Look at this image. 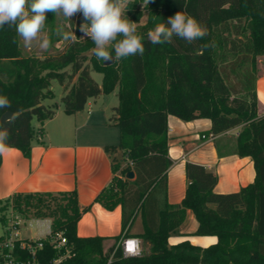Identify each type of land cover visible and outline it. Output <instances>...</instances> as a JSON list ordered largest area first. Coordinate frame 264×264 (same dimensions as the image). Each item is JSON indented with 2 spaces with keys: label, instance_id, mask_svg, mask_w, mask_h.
Returning a JSON list of instances; mask_svg holds the SVG:
<instances>
[{
  "label": "trees",
  "instance_id": "16d2710c",
  "mask_svg": "<svg viewBox=\"0 0 264 264\" xmlns=\"http://www.w3.org/2000/svg\"><path fill=\"white\" fill-rule=\"evenodd\" d=\"M139 2L145 0H130L129 13ZM145 7L149 20L138 31L144 37V54L109 65L101 60L89 65L87 52L95 46L91 39L77 38L64 51L52 52L62 39L55 35V13H47L51 46L43 56L26 54L14 27L0 28V96L11 104L0 108V118L7 111L14 113L8 121L7 144L27 158L37 134L32 121L43 123L57 113V107L44 103L53 96V80L63 86L67 114L83 110L90 98L110 94L118 86L119 104L110 120L119 128V142L107 145L106 151L120 149L122 156L113 160L111 184L95 199L108 210L122 206V233L115 243L105 251V237L78 235V222L91 205L79 203L76 189L15 193L0 203L10 202L20 216L33 211L37 217H50L52 230L63 231L72 247V264H108L111 257L110 264H264V113H259L256 87L259 58L264 56V0H150ZM178 11L197 19L207 35L192 43L176 36L170 43H151L149 30ZM84 22L78 13L77 36ZM212 41L215 47H204ZM110 51L115 56L114 49ZM93 70L103 74L102 83L93 78ZM169 115L184 121L208 118L213 135L241 127L234 153L253 159L254 182L235 192L218 193L219 175L189 161L185 196L181 203L170 204ZM130 171L133 178L127 177ZM188 210L198 222L193 234L216 236V243L205 247L189 240L169 243ZM139 211L145 227L136 235L141 253L124 256L118 243L133 236L130 228ZM0 219L9 217L2 214ZM46 246L50 255L56 254Z\"/></svg>",
  "mask_w": 264,
  "mask_h": 264
},
{
  "label": "crops",
  "instance_id": "0c3cea01",
  "mask_svg": "<svg viewBox=\"0 0 264 264\" xmlns=\"http://www.w3.org/2000/svg\"><path fill=\"white\" fill-rule=\"evenodd\" d=\"M258 65L256 87L259 113L263 114L264 56L260 57ZM110 94L90 98L83 110L73 114L65 113L64 107L58 105L53 118L43 123L37 120L31 157L27 158L21 150L11 147V151L2 154L0 164V202L15 193L76 189L79 203L82 206L91 205L78 222V235L105 237V251L122 233L123 215L121 205L108 210L95 201L102 190L111 184L115 176L113 160L118 158L117 150L106 151L107 145H117L119 142L114 140L116 125L110 120L113 108L118 104L103 98ZM168 126L169 154L173 160L168 170L167 199L170 204L181 203L185 196L188 185L186 164L189 161L202 164L219 175L215 186L218 193L235 192L254 182L256 169L253 159L227 151L241 127L213 135L208 118L184 121L175 115L168 116ZM12 213H15L14 210ZM197 227L194 213L188 210L184 224L170 236L169 243L189 240L205 247L217 242L216 236L193 234ZM144 229L143 215L139 211L131 225L130 233L133 236L130 237L139 238L136 235L144 232Z\"/></svg>",
  "mask_w": 264,
  "mask_h": 264
},
{
  "label": "clouds",
  "instance_id": "9594fccd",
  "mask_svg": "<svg viewBox=\"0 0 264 264\" xmlns=\"http://www.w3.org/2000/svg\"><path fill=\"white\" fill-rule=\"evenodd\" d=\"M150 0H145L149 4ZM130 0H0V28L14 27L23 46L31 49L34 45L42 50L51 46V38L45 32L47 13L63 15L69 19L81 13L85 22L80 25L82 36L90 38L95 47L92 53L98 60L113 59L109 46L114 49L115 59L143 55L144 37L138 33L137 22L125 14ZM207 28L185 11H178L167 22L157 23L148 32L153 44L170 43L174 36L192 43L207 35ZM64 41H76L74 32L58 27L55 32ZM215 47V42L204 45ZM6 96H0V108H10ZM11 119L9 120V122ZM8 131L0 124V154L11 151L7 144Z\"/></svg>",
  "mask_w": 264,
  "mask_h": 264
},
{
  "label": "rangeland",
  "instance_id": "374dc122",
  "mask_svg": "<svg viewBox=\"0 0 264 264\" xmlns=\"http://www.w3.org/2000/svg\"><path fill=\"white\" fill-rule=\"evenodd\" d=\"M145 5H146L145 2H139L134 7V10L132 13L138 18L136 20L131 19L134 15L129 13V10H130L129 6H127V9L125 12L127 17L131 21L137 22L138 31L142 27L146 26L148 23V20H149V10L145 7ZM55 16H56V28L63 27L64 31H70V32L75 33V29H76L75 25L78 21V13L75 14L74 16H72L70 18V20L65 18L63 15L55 14ZM45 32L48 35L50 33V28L47 25L45 26ZM77 38L81 39V40L90 39L86 36H82V33H80V36H77ZM68 43H69V41H64L63 39L55 42V45H54L55 48L52 50V52L64 51L66 48V45ZM92 49H90L87 52V55H88V61L87 62L89 63V65L91 67H94L95 63L99 62L100 60H98L96 58V56L92 53ZM110 49H111V46H109V51H110ZM24 50H25L26 54H36L38 56H43L48 51V50H42L36 45H34L31 49H26L24 47ZM113 58H114V61L117 60V59H115V56H113ZM92 76L96 81H98L99 83H102V78H103L102 73L93 70ZM51 88L53 91V96H52V98L46 99L44 101V103L45 104L49 103L50 105L55 106V107H57L58 105L64 107V104L62 102L63 86L59 83L58 80H53ZM117 91H118V86L110 95L103 96V98L104 99H110V100H112V102L114 101L115 104H119V101H118L119 97L116 96ZM112 114H111V116H112ZM37 124H38V122H37V119L35 118L32 121V125L37 127ZM114 138H115L114 139L115 142L117 143L119 140V128L117 126H114ZM228 146H229V148H227V151H229L230 153L235 152V149H234L235 148V142L234 143L230 142ZM121 156H122V151L120 149H118L116 152V157L120 158ZM32 200H35V199L33 198ZM11 206L12 205L10 202L0 203V210H1L0 213L6 215L9 218L15 215L18 217V219H20V221H21V223H20L21 224V226H20V237H23V238L35 237V236L43 235L49 230V226H50V224H52V219L50 217H37L34 215L33 211H29L27 213V217L22 216V215H21L22 216L21 217L17 213L16 214L12 213L13 209ZM2 214H0V216ZM36 219H41V220L48 219L50 223L48 221L44 222L41 220L38 221ZM6 225H7V220L5 221V219H0V236L4 235L6 233V229H7ZM104 250H105V248H104Z\"/></svg>",
  "mask_w": 264,
  "mask_h": 264
},
{
  "label": "built area",
  "instance_id": "2783aa9c",
  "mask_svg": "<svg viewBox=\"0 0 264 264\" xmlns=\"http://www.w3.org/2000/svg\"><path fill=\"white\" fill-rule=\"evenodd\" d=\"M6 220V233L0 236V264H72V247L68 245L63 231H53L50 224L45 234L23 238L20 237V219L14 215ZM41 221L49 222L48 219ZM47 244L56 250V254H49ZM118 246L124 256H137L141 253V240L136 237H123ZM111 262L112 257L108 264Z\"/></svg>",
  "mask_w": 264,
  "mask_h": 264
},
{
  "label": "water",
  "instance_id": "95a60500",
  "mask_svg": "<svg viewBox=\"0 0 264 264\" xmlns=\"http://www.w3.org/2000/svg\"><path fill=\"white\" fill-rule=\"evenodd\" d=\"M113 62H114V58H113L112 60H110V61L105 62V64H106V65H109V64H112ZM14 118H15L14 113H12V112H10V111L5 112V113L1 116L0 121H1V123L3 124V126H4V128H5L6 130L9 129L8 121H9L10 119H14ZM127 177H128V178H133V177H134V172H133V171L128 172Z\"/></svg>",
  "mask_w": 264,
  "mask_h": 264
}]
</instances>
